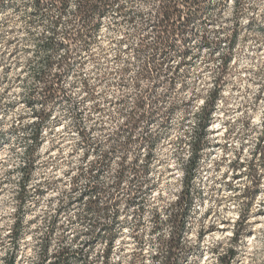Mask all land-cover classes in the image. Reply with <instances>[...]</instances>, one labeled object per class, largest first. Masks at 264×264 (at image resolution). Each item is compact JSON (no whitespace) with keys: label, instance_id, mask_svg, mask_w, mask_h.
<instances>
[{"label":"rangeland","instance_id":"374dc122","mask_svg":"<svg viewBox=\"0 0 264 264\" xmlns=\"http://www.w3.org/2000/svg\"><path fill=\"white\" fill-rule=\"evenodd\" d=\"M76 4L71 0L63 14L57 41L74 22ZM152 9L149 0H132L126 15L113 9L104 16L87 46L77 41L68 48L46 49L42 42L51 36L55 11L36 12L31 0H0V264L12 257L13 264H34L44 236L49 255L71 245L83 247L89 264H162L160 242L175 230L168 221L172 209L186 216L175 264H264V0H205L203 15L187 28L193 35L184 61L177 41L170 50V70L163 66L141 81V87L151 86L145 101L151 102L146 109L154 115L138 121L134 141L124 153L127 169L116 191L119 201L101 220L110 222L117 210L112 228L118 234L107 256L104 231L95 238L88 234L92 228L83 219L88 196H80L86 179H77L72 189L71 177L89 158L107 150V133L122 124L131 109L133 82L146 54L134 57L130 47L117 41L126 34L134 39L133 30L142 23L134 12L146 16ZM203 33L215 43H199ZM230 35L232 43L227 42ZM66 55L67 71L59 81L63 93L43 102L37 72L62 70L58 61ZM215 86L218 95L197 168L191 172L189 196L181 195L191 137L199 133L201 106ZM75 111L82 126L90 129L92 142H100L93 153L95 144L79 145ZM39 112L46 116L39 117ZM148 135L155 136V146L150 171L144 175ZM87 150L91 154L86 159ZM121 155H112L109 167L98 175L100 184L112 181ZM133 159L136 174L144 175L146 184L136 193L138 202L129 205L127 199L135 193V185L127 184L134 175ZM25 178L30 186L21 199ZM177 197L185 199L181 207L173 205ZM101 201L114 203L106 195ZM14 219L19 231L15 237ZM98 230L94 228L95 235ZM75 233L81 236L74 239ZM179 234L175 230V236ZM229 249L233 255L222 260ZM69 264L80 262L71 258Z\"/></svg>","mask_w":264,"mask_h":264},{"label":"trees","instance_id":"16d2710c","mask_svg":"<svg viewBox=\"0 0 264 264\" xmlns=\"http://www.w3.org/2000/svg\"><path fill=\"white\" fill-rule=\"evenodd\" d=\"M71 0H31V5L33 10L38 12H46L54 10V14L51 15V36L47 37L42 42V46L46 49H55L58 47H66L73 45L77 41H80L83 46H87L94 39L95 33L98 31L101 22L104 16L111 10L116 9L121 14L126 13V5L132 0H77L76 7L73 11L74 22L71 23L69 30L66 32L63 40L57 41L55 39V32L60 26L63 14L68 10ZM152 2L153 9L151 12H148L146 16L142 13L134 14L142 19V23L135 27L133 33H135V38H131V35L126 34L118 39L119 45H125V48H131L133 51L134 57L146 56L143 57V61L140 63L136 77L134 79L133 85L136 89L134 93V98L132 102L131 109L126 113L125 119L122 124L116 125V127L107 133L105 142L108 143V148L105 151L100 152L97 158H89L88 163L83 168H77L71 177V188L75 189L77 187V179L82 176L85 177L86 182L84 190L81 191L80 196L84 197L87 195L85 201V210L86 215L83 216V219H87L91 228L88 231V234L91 235V238L101 236V231H104L107 238V243L105 247V256L109 254L113 247V241L118 234L117 230L112 228V224L115 223V218L118 215L116 209H114L113 216L111 217L110 222L101 221L107 216L106 211L109 207H113L119 201L118 194L116 191L120 190L122 183L125 181V171L127 169L126 159L124 153L131 146V142L134 141L133 135L134 130L137 127L138 121L141 118L151 119L154 115V111L151 109H146L147 106L150 107V103L145 101V93L151 91V86L141 87V81L143 79L151 78L154 72H159L163 66L168 68V63L170 61V50L176 46V42L179 41L180 54L182 56L181 62L184 61L186 54L188 53L187 43L191 39L193 33L189 32L187 28L190 26L191 20L199 18L203 15L205 10V0H149ZM126 15V14H125ZM129 20V19H128ZM191 29V28H190ZM233 35L227 37V42L232 43ZM215 43L214 41H209L208 38L203 33L200 36L199 43L208 44ZM67 55L61 58L58 61V65H62V70L48 74V72L43 69L37 72L38 80L41 81L42 88V101L51 102L57 97L61 96L62 89L60 87L59 81L61 77L67 71ZM47 66L51 65V58H46ZM126 67H123L121 72L125 71ZM170 70V68H168ZM218 95V90L216 86L210 91L209 99H205L201 106V117L198 121L200 126L199 133L194 132L191 137L192 142V153L189 157L187 164L183 169L184 177V189L181 192V195L189 194V185L193 176L191 172L197 168L199 154L202 150V142L205 138V127L211 120L213 102L215 101ZM33 99L32 96L28 97V102H31ZM118 102L122 103L123 98H118ZM153 102V100H152ZM210 105V106H209ZM152 107V106H151ZM209 107V108H208ZM93 109H97V105L93 104ZM39 117H45L46 114L43 112L37 113ZM73 118L76 123V136L78 137L79 145L91 146L95 144L91 153L95 151V147L98 146L100 142H92L90 136V129L82 126L81 120L78 117L77 112L73 113ZM35 140L39 141L42 138L41 130L37 129L35 131ZM146 162L141 169L142 172L149 173L150 171V161L152 158L153 148L155 146V136L148 135L146 136ZM116 152H122V155L117 163L113 179L107 185L100 184L98 181V175L101 171L107 169L110 165L112 155ZM89 150L85 151V157L88 158L91 154ZM93 155V154H92ZM131 167L133 170V177L127 182L128 187L131 185L134 186V195H129L127 199V204H134L137 201L136 193L138 189L141 188L143 184H146V180L142 177L144 175L136 174L137 168L135 159L131 162ZM25 166L23 167V169ZM30 186V181L28 178L23 179L19 197L23 199L25 193L28 191ZM146 186H149L147 184ZM110 189L114 193H110ZM103 195L107 196V199H113L114 203L112 205L108 204L107 201H101ZM189 196V195H188ZM183 197H177L174 206H180L183 203ZM186 206L188 203H185ZM140 208L139 206L137 207ZM98 215V217H96ZM56 216V215H55ZM185 211H174L173 209L169 211L168 221L171 225V228L175 230L179 229L178 237L175 236V230L172 231L171 237L168 240H161L160 245L162 248V264H175L177 258V250L181 247L179 246V238H184L185 236ZM155 222H157V217L154 216ZM54 216L51 217L49 221L50 227L54 224ZM17 219L13 221L12 235L15 237L19 234L17 229ZM94 228H98L96 235L94 234ZM81 235L75 233L74 239H78ZM48 237L44 236L40 243L41 255L40 258L34 264H69L71 258H74L76 261L79 260L80 264H89L83 254V247L73 248L71 245L61 246L58 249H54L48 254ZM233 255L232 249H229L227 255L221 257L222 260H225V257ZM13 257L9 260L8 264H13Z\"/></svg>","mask_w":264,"mask_h":264}]
</instances>
